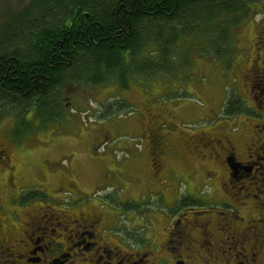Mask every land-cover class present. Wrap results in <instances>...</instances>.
Returning <instances> with one entry per match:
<instances>
[{
    "label": "flooded vegetation",
    "instance_id": "1",
    "mask_svg": "<svg viewBox=\"0 0 264 264\" xmlns=\"http://www.w3.org/2000/svg\"><path fill=\"white\" fill-rule=\"evenodd\" d=\"M249 51L232 80L238 81L235 93L213 92L166 118L152 111L159 104L145 84L152 73L114 82L120 90L134 84L144 101L124 99L138 110L135 116L109 121L103 113L99 120L107 122L88 123L87 132L105 133L91 146L86 159L95 166L85 174L73 169L74 156L57 157L56 142L40 140L60 132L63 119L41 127L28 118L34 126L26 134L12 132L14 119H0L6 126L0 129V264H264V25ZM103 85L72 84L63 97L78 99L84 89L87 102L100 108L106 104L95 93ZM85 97L77 104L91 110ZM177 113L185 116L182 126ZM119 123L136 139V146L121 143L128 156L120 160L101 151L114 134L111 125ZM4 136L22 146L34 137L41 141L34 173L23 155L5 147ZM84 184L93 185L91 196ZM149 195L160 196L165 211L143 200Z\"/></svg>",
    "mask_w": 264,
    "mask_h": 264
},
{
    "label": "trees",
    "instance_id": "2",
    "mask_svg": "<svg viewBox=\"0 0 264 264\" xmlns=\"http://www.w3.org/2000/svg\"><path fill=\"white\" fill-rule=\"evenodd\" d=\"M261 1L28 0L0 13V119L26 134L28 118L41 127L64 119L72 84H124L138 71L177 75L194 53L229 61L233 27Z\"/></svg>",
    "mask_w": 264,
    "mask_h": 264
},
{
    "label": "rangeland",
    "instance_id": "3",
    "mask_svg": "<svg viewBox=\"0 0 264 264\" xmlns=\"http://www.w3.org/2000/svg\"><path fill=\"white\" fill-rule=\"evenodd\" d=\"M26 3H28V0H0V13L4 14L10 9L17 10L20 6L25 5ZM251 10L253 12L247 20L240 25L233 27L232 31L236 54L229 61L227 60L224 63H218L211 59L207 54L198 55L194 53L191 55L192 61L190 62L189 60L188 62H185L184 68L181 69L177 75L165 73V75H155L152 79L148 80V83L145 80L146 86L148 85L151 94H153V99H156L159 102L158 106H153L152 111L162 113L166 118L168 117L169 111L175 110L176 112H179L180 107H183L185 103L191 105L199 104V99H209V95L213 94V92L224 91L221 94H233L236 92L234 87H236L238 81L235 80L232 82V80L239 77V71L242 70V66L245 64L244 60L247 59V55L250 52L249 49L252 38L255 36L257 30L264 25V0L252 4ZM1 21L2 17L0 18V22ZM210 59L212 61H210ZM202 60H206L207 64L205 65V62H202ZM162 78H165V84L161 82ZM140 79L142 78H138L136 81H139ZM156 81H158V83ZM131 87L127 90H120L116 84L111 82L105 83L103 86L97 88L95 96L106 104V106H100V108H98V103L95 100H89V102H87L88 100L85 96L88 94L84 92V89L78 91L80 94L78 99L73 96L68 99L63 97L65 110L63 111L64 119L61 124L58 125L60 132H49L47 136L41 135L40 140L43 139L46 141L49 139L50 141L56 142L58 158L63 156V154L68 153V156H74L73 160L76 161L73 164V169L75 171L81 174L89 172L92 169V166L95 165L90 159H86V157L91 151L92 144L99 140L98 138L96 139V137L100 135L99 138H102L101 135L104 134L105 131L102 130L101 133L100 130L99 132L96 131L97 133L87 132L85 128H87L89 124L101 125L107 122L106 120H99L104 117L103 113L110 114L109 116H111V120L109 121H114L113 119L118 115H137L138 110L136 108H131L123 103L124 99L126 101L130 100L131 102L144 101V96L141 97L135 92L136 86L133 84ZM163 87L165 88V91L162 94L161 92L164 90ZM83 97H85L86 102L89 103L88 106L91 110H88V107H85V104H77L83 102ZM67 102H72V105L70 104L66 107L65 104ZM195 108L197 109V106H195ZM178 118L177 121L175 120L176 123H179L180 120L181 123L186 120L183 114H178ZM181 123H179V125L182 126ZM195 126H197V124ZM195 126L190 124L185 125V127L190 128ZM111 127L114 130V134L109 138L108 146L101 149V151H104L107 148V151L110 150L112 155L120 160L128 156L124 149L120 147L121 143L127 142L130 145L136 146V139L126 132V126L124 123L112 124ZM3 128H6V126L0 121V129ZM1 139L4 140V145L9 149L11 154H14V156L20 154L25 157V168L29 172L33 171L34 173V170L38 168V165H41V155L37 151L34 152V147L41 142L37 138L34 137L26 140L23 146L17 145L16 142L13 141L14 144L6 136ZM32 149L33 152L29 153L28 150L32 151ZM32 155L35 156V158H31L30 156ZM83 188L84 192L89 194V196L93 194L92 184H84ZM105 193L119 195L120 190L108 189ZM102 194L103 192H100L98 196H94L99 198ZM140 197V194H134L133 198L136 200ZM143 200L155 203L153 205L155 211H165V203L160 196L149 195L148 197H143ZM151 221L152 224H154L155 219L151 218Z\"/></svg>",
    "mask_w": 264,
    "mask_h": 264
}]
</instances>
